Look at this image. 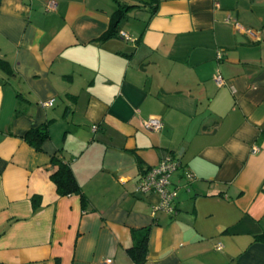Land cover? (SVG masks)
Returning <instances> with one entry per match:
<instances>
[{
	"label": "crops",
	"instance_id": "1",
	"mask_svg": "<svg viewBox=\"0 0 264 264\" xmlns=\"http://www.w3.org/2000/svg\"><path fill=\"white\" fill-rule=\"evenodd\" d=\"M168 156L175 212L152 216L136 188ZM146 230L143 264H264V0H0V264H135Z\"/></svg>",
	"mask_w": 264,
	"mask_h": 264
},
{
	"label": "built area",
	"instance_id": "2",
	"mask_svg": "<svg viewBox=\"0 0 264 264\" xmlns=\"http://www.w3.org/2000/svg\"><path fill=\"white\" fill-rule=\"evenodd\" d=\"M123 39H129L125 33H120ZM217 59H221V55L217 53ZM214 81L218 85L223 84V78L218 70L214 73ZM54 100L50 99L42 101L40 105L44 108L52 107ZM161 120L157 118H149L142 122V129L146 132H158L162 128ZM95 130L96 126H92ZM259 148L253 146L251 153L258 152ZM178 159L172 156L165 157L156 166L148 169L140 178L137 185V191L141 193H155L159 197L157 204L152 206L151 215L154 216L158 211H164L168 214L175 212L174 203L177 199V189L172 185L171 178L174 172L179 168ZM187 180H192L191 174H186ZM219 248V246H218ZM101 264H114L112 258H105Z\"/></svg>",
	"mask_w": 264,
	"mask_h": 264
},
{
	"label": "trees",
	"instance_id": "3",
	"mask_svg": "<svg viewBox=\"0 0 264 264\" xmlns=\"http://www.w3.org/2000/svg\"><path fill=\"white\" fill-rule=\"evenodd\" d=\"M123 9L124 10H118V12H116L117 16L111 21L108 33H106L104 37H108L115 33V31L117 30V25L121 21L125 13V8ZM48 138L49 133L47 125L31 129L27 131L23 136V140L38 152L42 150V144ZM50 164L51 166L56 167V170L50 175V180L55 185L56 193L60 197H65L73 194L79 195L81 204L83 207H85L87 205L86 199L81 194L80 187L76 181L70 165L67 162H64L57 155L51 156ZM31 200L34 208L36 209L38 205H40V198L32 197ZM148 239L149 231L146 230L145 234L136 241L132 248L129 249V254L135 264L145 263L148 249Z\"/></svg>",
	"mask_w": 264,
	"mask_h": 264
},
{
	"label": "rangeland",
	"instance_id": "4",
	"mask_svg": "<svg viewBox=\"0 0 264 264\" xmlns=\"http://www.w3.org/2000/svg\"><path fill=\"white\" fill-rule=\"evenodd\" d=\"M129 19L131 20L130 17L128 18V20H129ZM128 20L126 21V19H125V22H123L122 25H123L124 23H127V24L129 25ZM128 25H127V26H128Z\"/></svg>",
	"mask_w": 264,
	"mask_h": 264
}]
</instances>
